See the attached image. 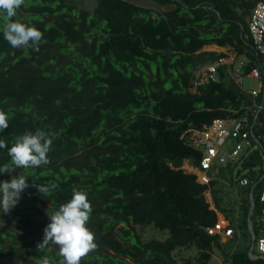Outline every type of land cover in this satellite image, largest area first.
<instances>
[{"label": "trees", "instance_id": "16d2710c", "mask_svg": "<svg viewBox=\"0 0 264 264\" xmlns=\"http://www.w3.org/2000/svg\"><path fill=\"white\" fill-rule=\"evenodd\" d=\"M151 1L166 11L124 0H98L92 12L74 0H24L12 19L42 32L38 48H12L0 32V111L8 116L0 138L9 147L38 129L53 138L47 165L14 169L29 187L0 214V264H40L44 257L62 264L57 245H38L48 215L73 189L88 194L96 245L79 264H212L214 254L223 264H264L249 257V197L255 187L250 224L257 240L262 183L244 175L246 163L215 169L237 192L236 202L225 203L217 181L201 185L183 170L186 163L197 169L202 152L181 139L215 120L241 119L253 106L228 72L233 67H219L217 80L204 86L195 78L224 58L202 52L207 46L255 60L248 25L257 0ZM6 23L0 11V28ZM250 159L261 163L259 152ZM9 163L7 148L0 150V165ZM241 178L247 187L236 183ZM217 214L231 240L209 233ZM149 230L160 239L145 238ZM186 252L193 256L179 261Z\"/></svg>", "mask_w": 264, "mask_h": 264}, {"label": "clouds", "instance_id": "9594fccd", "mask_svg": "<svg viewBox=\"0 0 264 264\" xmlns=\"http://www.w3.org/2000/svg\"><path fill=\"white\" fill-rule=\"evenodd\" d=\"M23 2L24 0H0V11L7 19L0 32L12 48L29 47L35 50L42 40V32L34 26L12 19L17 15V10ZM7 128L8 116L4 111H0V133ZM52 143V136L43 129L16 137L10 147L3 138H0V150L7 148L10 157L9 164L0 165V176H9L7 180L0 179V214H7L14 209L21 198V193L29 187L27 177L23 174L13 175L14 169L39 168L47 165L49 163L47 154ZM36 187L44 194L49 191L46 186ZM87 196L86 191L73 189L71 199L48 215L49 223L43 229V241L38 248L50 242L54 243L59 248L62 264H79L80 259L96 247L94 234L87 227L92 211ZM40 264H50V261L44 257Z\"/></svg>", "mask_w": 264, "mask_h": 264}, {"label": "built area", "instance_id": "2783aa9c", "mask_svg": "<svg viewBox=\"0 0 264 264\" xmlns=\"http://www.w3.org/2000/svg\"><path fill=\"white\" fill-rule=\"evenodd\" d=\"M248 37L252 43L255 60L247 62L249 65L247 77L259 81L257 90L247 91L254 100L253 106L246 109V114L241 119L215 120L210 126L189 130L181 139L186 146L199 149L202 152V160L199 167L195 169L198 175L191 173L197 177L199 184L208 186L217 181L218 178L213 174L214 170L226 169L229 164L234 163L241 165L246 163L247 170L244 175L249 173L255 176L258 184L262 183V189L258 194L261 236L254 241L253 249L256 250V254L252 251V258L264 259V122L262 123L259 120L264 115V0L256 1L249 20ZM234 63L235 61L232 58H221L213 64L201 68L196 74V85L200 87L210 81L215 82L218 76V68L222 66L229 67ZM233 78L238 86L242 88V77L236 74ZM257 100L260 102L257 103ZM228 140L232 141V145L229 153H225L223 147ZM257 152H259L261 163L253 162L250 159ZM246 160L248 162H245ZM236 183L240 187H247L249 180L241 178ZM254 188L251 190L253 197ZM218 224L221 225L222 223L218 222L215 229L209 230L210 234L220 235L214 233ZM227 227L228 225L224 229L225 234L230 237L232 232ZM223 239L226 238L223 237Z\"/></svg>", "mask_w": 264, "mask_h": 264}, {"label": "rangeland", "instance_id": "374dc122", "mask_svg": "<svg viewBox=\"0 0 264 264\" xmlns=\"http://www.w3.org/2000/svg\"><path fill=\"white\" fill-rule=\"evenodd\" d=\"M76 7L78 9H86L90 12H92L98 2V0H74ZM126 2L132 3L134 5L146 8L151 10L152 12L158 14V13H162L166 11V7H160L158 6L155 2L151 1V0H125ZM230 52L233 54H235V52H233L232 49H229ZM248 61H246L244 58H242V60H238V62L234 63L233 65L230 66L233 67L232 71H231V76L233 78L234 75L238 74L240 75V77H242V90L244 91H252V90H257L258 86H259V81L258 80H254V79H249L247 77L248 73H249V65L247 63ZM232 145V141L228 140L223 147V150L225 151V153H229L230 148ZM233 163V162H232ZM189 165V167H191V165L189 163H186ZM240 165H237V169L240 168ZM193 168V167H192ZM195 170V169H194ZM192 174L198 175L197 171H193L192 170ZM215 173V172H214ZM226 174H228V172H225ZM227 175H222V177L220 178L219 181H217V186H216V190L219 192V195L222 197V199L224 200L225 203H232V202H236L237 201V192L236 190L232 187V183L229 181V178H227ZM221 193V194H220ZM206 199L207 202L210 204L211 209H214L213 204H212V199H211V195L209 193L206 194ZM218 215V222L222 223L221 225L218 224L217 229L214 231V233H219L221 235V237L226 238L225 240L223 239V242H226L227 240H231L233 238V236L227 237L228 235L225 234V227L226 222L225 219L219 215ZM261 236V233H260ZM145 238L148 239H152V238H157L160 239V236L153 230H149L146 231L144 234ZM254 254H256V250L253 249ZM193 256V254L191 252L189 253H180L178 256V260L180 261L181 259H185L186 257H190ZM212 264H223L222 259L218 256V254H214L213 258H212Z\"/></svg>", "mask_w": 264, "mask_h": 264}, {"label": "crops", "instance_id": "0c3cea01", "mask_svg": "<svg viewBox=\"0 0 264 264\" xmlns=\"http://www.w3.org/2000/svg\"><path fill=\"white\" fill-rule=\"evenodd\" d=\"M231 48H219V47H216V46H207L205 47L202 52H209V53H217V54H223L224 55V58L228 59V58H232L234 59L235 63L238 62V60H242V58H238L236 53L232 54L230 52ZM233 50V49H232ZM234 52V50H233ZM230 67V66H229ZM228 67V68H229ZM232 71V70H231ZM231 71L229 70L228 72L231 73ZM183 170L186 172V173H193V171H195L192 167H189L188 164H185L184 167H183ZM217 178L220 180L221 176H217ZM219 221V220H218Z\"/></svg>", "mask_w": 264, "mask_h": 264}, {"label": "water", "instance_id": "95a60500", "mask_svg": "<svg viewBox=\"0 0 264 264\" xmlns=\"http://www.w3.org/2000/svg\"><path fill=\"white\" fill-rule=\"evenodd\" d=\"M249 167H251V166L249 165ZM249 203H250V210H249V230H250L251 235H252V245H251V248H250V250H249V257H252V251H253L254 241H255L254 234H253V232H252V226H251V224H250V218L252 217V215H253V210H254V197H253L252 194L250 195ZM252 259H253V258H252Z\"/></svg>", "mask_w": 264, "mask_h": 264}]
</instances>
